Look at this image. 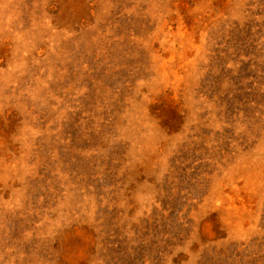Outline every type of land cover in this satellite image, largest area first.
I'll return each instance as SVG.
<instances>
[{
  "label": "rangeland",
  "instance_id": "374dc122",
  "mask_svg": "<svg viewBox=\"0 0 264 264\" xmlns=\"http://www.w3.org/2000/svg\"><path fill=\"white\" fill-rule=\"evenodd\" d=\"M0 264H264V0H0Z\"/></svg>",
  "mask_w": 264,
  "mask_h": 264
}]
</instances>
